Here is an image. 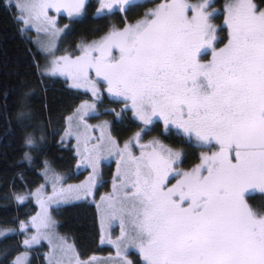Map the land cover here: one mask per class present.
<instances>
[{
	"label": "snow or ice",
	"instance_id": "snow-or-ice-1",
	"mask_svg": "<svg viewBox=\"0 0 264 264\" xmlns=\"http://www.w3.org/2000/svg\"><path fill=\"white\" fill-rule=\"evenodd\" d=\"M132 0H98L97 16L111 14L113 8L127 12ZM264 0H234L226 6L225 23L229 29L227 43L216 47L217 27L213 12L207 11L209 0L189 4L171 0L146 13L134 25L113 28L90 43L77 45L79 55H62L40 70L41 77L65 76L76 87L89 89L95 100L100 91L97 82L107 85V92L124 103L117 116L131 111L141 125L134 139L150 131L154 120H161L166 129L195 139L201 146L218 147L190 171L174 167L181 153L166 148L156 139L140 145L139 157L130 151L132 141L123 148L109 136L106 143L85 145L82 163L92 168L87 183L63 186V177L56 175L44 161L42 175L53 185L52 194L34 196L41 211L31 218L36 235L24 245L37 243L41 237L52 242L55 227L49 207L79 199L89 194L104 152H115L117 161L113 192L123 195L107 198V218L120 217L121 233L109 240L117 248L136 247L144 264H264V207L250 205L246 196L252 190L264 193ZM87 0H63L44 3L24 0L15 7L21 13L17 22L29 25L42 22L60 30L47 16L48 8L65 10L70 18L79 17ZM191 13V14H189ZM68 26L66 25L65 28ZM211 52V59L202 57ZM46 55L54 56L49 47ZM95 73L96 79L91 73ZM23 108L24 106L21 105ZM95 103L85 102L77 110L81 122L95 111ZM114 111V110H112ZM18 120L23 129L24 147L40 150L44 140L37 132L43 129L31 123L30 114L20 111ZM107 123V122H105ZM87 127V125H85ZM31 129V131H27ZM104 140V137L98 138ZM25 160L32 161L29 152ZM51 174V176H50ZM180 177L169 187V176ZM57 185H60L57 187ZM18 203L26 199L14 194ZM123 218H128L126 228ZM21 230L26 231L24 221ZM103 222L101 228L103 230ZM14 229H4L6 236ZM62 252L72 249L65 238H58ZM103 242V236H102ZM77 261V264H93ZM11 264H24L18 256ZM57 264L61 262L57 261ZM121 264H133L122 258Z\"/></svg>",
	"mask_w": 264,
	"mask_h": 264
},
{
	"label": "trees",
	"instance_id": "trees-1",
	"mask_svg": "<svg viewBox=\"0 0 264 264\" xmlns=\"http://www.w3.org/2000/svg\"><path fill=\"white\" fill-rule=\"evenodd\" d=\"M229 1L231 0H209L210 6L207 11L213 12L211 22L217 27L215 46L218 48L227 43L229 29L227 25L218 24ZM166 2L171 0H132L127 12L113 8L111 14L97 16L94 14V0H91L83 16L79 18L80 22H76L74 31L75 34H83L88 38L100 37L113 28H122L127 23L136 22L144 14L149 13V10L153 11ZM186 2L200 4L204 0ZM260 2L261 0H253V3ZM16 14L13 4L8 5L5 0H0V225L15 230L0 237V264H9L15 254L24 249L23 243L29 226L23 231L20 224L24 221L27 225L29 216L36 210V205L30 200L25 199L23 203H18L14 194L24 195L28 190L37 188L44 179L40 171L44 161L67 176H71L77 167L74 147L61 142V133L68 114L82 97L89 95L86 91L70 86L64 78L41 77L36 67L40 61L39 50L30 38L19 30L20 22L15 19ZM208 52L202 57V62L211 59V52ZM91 75L96 79L94 72ZM101 100L104 103H113L116 107L118 105L124 107V103L110 101L103 92ZM22 110L30 114L31 123L43 129L42 133H36L37 137L42 134L44 140L40 142V150H32L33 155L30 148L24 147L25 129L21 127L17 115ZM123 114L122 119L110 118L112 132L120 138L122 131L126 129L135 134L142 128L132 115ZM161 125L160 120H155L149 126L151 130L144 132L143 137L158 132L157 135L162 140L173 147H179L181 158L176 169L180 171H190L194 168L200 163L202 154L206 155L209 152L210 155L218 151V147L201 146L194 138L176 135L173 128L168 129L166 133H160ZM150 150L151 148H147L142 151ZM25 152L34 156L32 161L25 160ZM179 178L170 175L168 186L171 187ZM246 200L255 208L264 207V193L260 190H252L246 196ZM54 215L57 231L71 240L78 256L83 258L102 256L112 251L109 243L104 240L102 242L100 218L94 202L88 200L67 202L54 209ZM45 250L44 245L36 247L33 252L38 256L32 254L30 264H43Z\"/></svg>",
	"mask_w": 264,
	"mask_h": 264
},
{
	"label": "rangeland",
	"instance_id": "rangeland-1",
	"mask_svg": "<svg viewBox=\"0 0 264 264\" xmlns=\"http://www.w3.org/2000/svg\"><path fill=\"white\" fill-rule=\"evenodd\" d=\"M90 1L91 0H87V4H89ZM5 2L8 5L13 4L15 6L16 3H23L24 0H5ZM40 2L60 3L63 2V0H40ZM233 2L234 0L229 1L226 4V6ZM94 3H95L94 14H96V9L98 7V0H94ZM226 6L222 12V15L220 16L219 19L220 24H218V26L226 25L225 23ZM15 9L17 11V14L15 16L16 20L17 17H20L21 15L26 16V13H21L20 10H18L16 7ZM149 11L151 12V10ZM84 12L79 17L70 18L67 12L63 9L57 12L55 8H48L46 10L47 16L55 21V28L60 30L55 36L52 35V28L49 25H46L42 22L34 21L29 25H24L22 22H20L19 30L22 32V34L25 33L26 36L30 38L34 46L39 50L40 61L38 65L40 66V70H43L45 67L49 66L50 61L55 57H59L62 55H71L74 58L75 55L79 54V52L76 50L77 45L81 43H90L103 36L102 34L100 37L95 36L93 38H88V36H84L83 34H78V35L77 33L75 34L74 27L77 24L76 22H80L79 20L83 16ZM142 19H145V14L138 21ZM66 25L68 26L67 28H65ZM49 47H51L54 50V56L46 55V49H48ZM208 57H209V52H208ZM53 77L64 78L67 80L70 86L89 93V95L82 97L78 101L74 109L68 114L66 118L64 130L61 133V142H63L66 146L74 147L75 155L77 158V163H76L77 167L75 168L74 172H72L71 176H67L65 173L54 168L50 163L48 164L52 172L64 178L63 179L64 187H67V185L69 184L80 185L82 183H87L90 175H92V168L82 163L83 156L85 154L84 150L86 143H87V147L91 148L93 145L102 142L106 143L107 138L111 136L112 139L118 141L119 147L123 148L125 142L131 140L132 144L130 145V151L132 155L136 157L140 156L142 149L138 147V144L134 139L135 134H131L129 129H126L122 131V138H120L112 132L110 118L114 117L115 119H122V116L124 117V114L122 113L121 116L116 115V113H119L121 111L122 109L121 105H118L116 107L115 104L113 103L108 104L102 102L101 100L102 92L110 99V101H119L121 102L120 104H122L123 102L117 98H113L107 92L106 84L102 82H97V87L100 91V97L99 100H95L89 89L74 86L71 79H68L65 76H60V75ZM85 102L95 103L96 104L95 111L98 112L99 114L84 115L83 121L81 122L80 115L77 110ZM107 112H111L112 114ZM124 113L127 114L128 116L132 115L131 111H127ZM161 123L162 125H161L160 133H166L168 129L165 128L163 121H161ZM85 125H87V127H85ZM172 128L175 129L174 127ZM139 131H141V128L139 129ZM141 134L142 136L140 140L146 141L147 144H149L153 139H156L160 142V144L164 145L166 148H171L174 151L180 152L179 147H173L171 144L162 140L158 135H155L158 134V132H154L150 136L148 135L146 138L143 137V135H145L144 132ZM102 136L104 137L103 141L98 139ZM32 150L33 149H31V153L33 155ZM208 154L209 152L206 153V155ZM120 159L121 157L116 155L115 152L111 154L104 152L102 155L101 163L97 168V174L94 177V185L92 186L89 194L85 196L83 193H81L79 199L68 201V202H74V201L76 202L81 200H88L96 204L99 213L100 224H102L103 222L104 225L103 230L102 228L101 230H102L103 240L106 243H109V240L112 241L116 240L121 233V223H122L121 218L116 217L111 220H108L107 218L108 201L107 199L102 200V197L107 198L110 195H121V196L123 195V191H124L123 189H120L118 193L113 192L114 183L116 185L120 184L119 180H115V176L117 174V161H119ZM177 164L174 165L175 168ZM44 169H45V165H43L40 171L43 173ZM43 178L44 179H42L41 183L37 185V188H34L33 190H28L24 194V196H28L26 200H30L32 203H34V205H36L35 213L33 215H30L27 221V226L29 227L25 235L26 236L25 239H29L31 236L36 235V229L31 225L30 221L33 216H35L38 212L41 211V208L37 203L36 198L28 194L35 193L38 189H41L42 185L44 186L41 191L42 196H49L52 194L53 191V185L51 183L50 178L48 183H46V177L44 175ZM59 186L60 185H57V187ZM257 190L259 189H255L253 191H257ZM62 204L64 203L62 202ZM56 208L57 207L55 205L49 207V212L51 214L53 221L55 222V227L52 229V232L54 233V235L52 236V242L49 243L48 239L41 237L37 243H32L30 246H28V248H26V246L23 243L24 249H22L17 254H15V256L12 258L9 264H11V262L14 261L18 256L22 258L24 264H30L32 256L33 255H35L36 257L38 256L37 253L33 252L34 249L42 245H44L46 248V250L43 252V256H44L43 264H57V261L61 262V264H77L78 260L88 261L93 257L95 258L93 260V264H121L122 258H126L127 260L132 261L133 264H144L143 256L140 254L139 250L136 247L129 246L127 248H122L121 256L118 257L117 248L112 243H109L112 247V251L109 254H103L102 256L95 255L88 258L86 257L83 258L76 255L75 254L76 249H74L75 247L74 244L71 242V240L66 235H63L57 231L56 217L54 215V209ZM123 222L126 228L130 227L128 218H123ZM4 229H10V228H6L0 225V231H3ZM2 236L3 235H0V237ZM58 238H65L66 244L71 245L72 249L70 251H67L66 253L62 252L57 247V245L60 243V240Z\"/></svg>",
	"mask_w": 264,
	"mask_h": 264
},
{
	"label": "flooded vegetation",
	"instance_id": "flooded-vegetation-1",
	"mask_svg": "<svg viewBox=\"0 0 264 264\" xmlns=\"http://www.w3.org/2000/svg\"><path fill=\"white\" fill-rule=\"evenodd\" d=\"M140 18H141V17H140ZM140 18H139V19H140ZM137 21H138V19H137L136 22H134V23L136 24ZM134 23H127V25H134ZM154 121H155V120H154ZM155 135H157V134H155ZM141 136H142V134H141ZM137 144L140 146V145H145V144H147V143H146V141H143V140L141 141V140H139V142H138ZM142 150H147V149H142Z\"/></svg>",
	"mask_w": 264,
	"mask_h": 264
},
{
	"label": "crops",
	"instance_id": "crops-1",
	"mask_svg": "<svg viewBox=\"0 0 264 264\" xmlns=\"http://www.w3.org/2000/svg\"><path fill=\"white\" fill-rule=\"evenodd\" d=\"M76 254V253H75ZM77 255V254H76Z\"/></svg>",
	"mask_w": 264,
	"mask_h": 264
}]
</instances>
